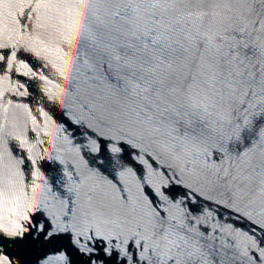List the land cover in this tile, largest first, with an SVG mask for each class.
I'll return each instance as SVG.
<instances>
[{
	"label": "water",
	"instance_id": "obj_1",
	"mask_svg": "<svg viewBox=\"0 0 264 264\" xmlns=\"http://www.w3.org/2000/svg\"><path fill=\"white\" fill-rule=\"evenodd\" d=\"M0 264H264V0H0Z\"/></svg>",
	"mask_w": 264,
	"mask_h": 264
}]
</instances>
